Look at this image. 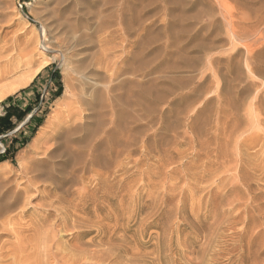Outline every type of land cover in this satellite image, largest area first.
Returning a JSON list of instances; mask_svg holds the SVG:
<instances>
[{"label":"rangeland","instance_id":"rangeland-1","mask_svg":"<svg viewBox=\"0 0 264 264\" xmlns=\"http://www.w3.org/2000/svg\"><path fill=\"white\" fill-rule=\"evenodd\" d=\"M49 2L0 0V91L38 71L0 102L32 108L0 136V198L27 193L10 216L19 227L0 228L2 254L11 228L41 225L55 249L82 244L105 264H264V0H73L91 40L70 61L58 41L43 48L58 35ZM98 222L101 235L73 229Z\"/></svg>","mask_w":264,"mask_h":264},{"label":"bare ground","instance_id":"bare-ground-1","mask_svg":"<svg viewBox=\"0 0 264 264\" xmlns=\"http://www.w3.org/2000/svg\"><path fill=\"white\" fill-rule=\"evenodd\" d=\"M72 3H73V0H50V2H49V4L47 3L46 5H45V12H47V25H46V27L47 28H49L50 29V31L51 32H55V33H57L58 35H57V37L54 39V38H52V37H48V38H45V40H44V42H43V48H45L46 50H53V45H54V43L56 42V41H58L59 42V49L58 50H56V52H57V55H60L63 59H66V57L67 56H69L70 55V53H71V51H73V49L74 48H76L77 46H79V45H82V44H84V43H88L91 39H90V34L87 32L90 28H84V29H80V28H78V27H75V25L73 24V22L71 21L72 20V16H73V11H74V9H73V11H72V8H71V5H72ZM123 3H124V1H123ZM122 3V4H123ZM105 5V4H104ZM107 5V4H106ZM147 5V4H146ZM107 7V6H106ZM100 10V9H99ZM103 10V9H102ZM44 11V10H43ZM104 11V10H103ZM91 12V11H90ZM115 12V11H114ZM95 13V12H94ZM124 13V12H123ZM90 15V14H89ZM92 15V14H91ZM103 14H101V16H102ZM123 15V14H122ZM161 15V14H160ZM149 18V17H148ZM233 18V17H232ZM122 19H123V17H122ZM231 19V18H230ZM109 20V19H108ZM236 20V19H235ZM113 21V20H112ZM232 21V20H231ZM237 21V20H236ZM106 22V21H105ZM121 22H124L123 20H121ZM116 23V22H115ZM119 23V22H118ZM109 24V23H108ZM138 26V25H137ZM158 26V25H157ZM107 28H109V29H111L110 28V26H107V27H105V25H104V23H103V19H102V17H98V20H97V24H96V26H95V30H97V31H103V30H105V29H107ZM108 29V30H109ZM120 29V28H119ZM236 29V28H235ZM122 30L123 31H125V29H123L122 28ZM122 30H121V32H122ZM238 30V29H237ZM111 31V30H110ZM115 31V30H114ZM138 31V30H137ZM233 31V30H232ZM104 33H106L105 31H103ZM107 32H109V31H107ZM113 32V31H112ZM46 33V32H45ZM114 33H116V31L114 32ZM126 33V32H125ZM139 33V32H138ZM236 34V33H235ZM109 35V34H108ZM111 35V34H110ZM115 35V34H114ZM54 36V35H53ZM234 37V36H233ZM236 37V36H235ZM155 38V37H154ZM101 39V38H100ZM101 42V41H100ZM93 43V42H92ZM96 43V42H95ZM42 45V44H41ZM93 45V44H92ZM151 45V44H150ZM167 45V44H166ZM112 46V45H111ZM55 48V47H54ZM73 54H74V52H72ZM75 55V54H74ZM76 56V55H75ZM120 56V55H119ZM155 56H157V55H155ZM70 57V56H69ZM69 57H67V58H69ZM71 57H73V56H71ZM77 57V56H76ZM206 57V56H205ZM153 58V57H152ZM155 58V57H154ZM69 61H70V58L68 59ZM134 60H135V58H134ZM156 60V59H155ZM124 61V60H123ZM66 63V62H65ZM153 63V62H152ZM155 63V62H154ZM170 63V62H169ZM47 64H48V62H47ZM126 64V63H125ZM73 65V64H72ZM77 67V66H76ZM80 67V66H79ZM82 68V67H81ZM93 68V67H92ZM114 68V67H113ZM80 69V68H79ZM83 70V69H82ZM140 70V69H139ZM139 70L136 68H134V67H132V68H130V69H128V70H126V72H122V73H124V74H122V75H124V76H126L127 74H129V72L131 73V75L133 74H135L137 71L139 72ZM164 71V70H163ZM70 72V71H69ZM83 73V72H82ZM37 74H38V71L37 72H35V74H32V75H30V76H28V77H23L21 80H19V81H17L16 83H14V84H12V85H10V86H8V87H6L5 89H3V90H1L0 91V102L8 95V94H11V93H14V92H16L18 89H19V87H21V86H26V85H29L35 78H36V76H37ZM76 75V74H75ZM116 75H117V73H116ZM109 76H110V74H109ZM117 76H121V75H117ZM110 78H111V76H110ZM117 78L119 79V77H116V78H114V79H116L117 80ZM121 78V77H120ZM129 79L130 78H128V79H125V80H128L129 81ZM120 80V79H119ZM123 82H125L126 83V81H124V79L122 80ZM130 81H131V79H130ZM115 82V81H114ZM113 82V83H114ZM13 83V82H12ZM89 83V82H88ZM119 83H121V81L119 82ZM68 84V83H67ZM71 85V84H70ZM98 85V84H97ZM106 85V84H105ZM104 85V86H105ZM117 86H119V85H117ZM70 88H71V86H69ZM67 85H66V93L68 92V88H69ZM98 87V86H97ZM74 88V87H73ZM95 88V87H94ZM110 88V87H109ZM108 88V89H109ZM117 88V87H116ZM116 88H115V90H116ZM72 89V88H71ZM83 89V88H82ZM85 89V88H84ZM111 89H112V86H111ZM113 89H114V86H113ZM73 90V89H72ZM94 90V89H93ZM92 90V91H93ZM98 90V91H97ZM96 91L97 92H99L100 90L99 89H97ZM104 90H107L106 88L104 89ZM127 90V89H126ZM75 91V90H74ZM73 91V92H74ZM91 91V90H90ZM95 91V92H96ZM103 91V90H102ZM70 92V91H69ZM94 92V91H93ZM95 92L93 93V94H95ZM96 92V93H97ZM130 92V91H129ZM135 92V91H134ZM65 93V94H66ZM105 93V92H104ZM109 93V92H108ZM110 93H114V92H110ZM70 94V93H69ZM87 94V93H86ZM85 93H84V90L83 91H81V93L80 94H78L77 96H78V100H77V104H79L80 105V107H81V113L82 112H85V110H83V108L84 109H87L88 110V106H90V102L88 101V96H86L85 97V95H86ZM89 94V93H88ZM87 94V95H88ZM99 94H101V93H99ZM98 94V95H99ZM74 95H76V93L74 94ZM67 96V95H66ZM112 96V95H111ZM111 96H109V97H111ZM90 97V96H89ZM102 97H103V95H102ZM114 97V96H113ZM91 98H94V97H91ZM91 98H89V99H91ZM96 99V98H95ZM97 99H101V98H98L97 97ZM104 99V98H103ZM99 102H100V100H99ZM93 103V102H92ZM94 104V103H93ZM92 104V105H93ZM91 107V106H90ZM92 108H93V106H92ZM80 110V108L78 109V111ZM90 110V109H89ZM93 110H95V109H93ZM78 111H76V112H78ZM92 111V110H91ZM80 112V111H79ZM93 112V111H92ZM91 112V113H92ZM86 113H87V111H86ZM80 114V113H79ZM78 115V114H77ZM81 115V114H80ZM83 115H84V113H83ZM90 115H94V114H90ZM90 115H88V116H90ZM87 116V115H86ZM90 119V118H89ZM71 120V119H70ZM72 121V120H71ZM77 121V120H76ZM75 122V121H74ZM73 123V122H72ZM74 124V123H73ZM73 124H71V126L73 125ZM81 124V123H80ZM85 125V124H84ZM86 126V125H85ZM70 128V127H69ZM69 128H68V130H69ZM72 130H69L70 131V133H72V134H70V135H72V137L74 136V135H76V134H78L79 132L80 133H84V132H81L80 130H82V131H84L82 128H84V126L82 127V126H80V125H73L72 126ZM89 129V128H88ZM68 136H69V134H68ZM83 138V137H82ZM86 138V137H85ZM39 138L37 137L36 138V143H37V140H38ZM68 139V138H67ZM75 143V142H82L81 141V139L80 138H72V139H70V142H72V141ZM82 140H84V139H82ZM35 143V144H36ZM76 144V143H75ZM70 145H71V143H70ZM91 153V152H90ZM64 154V153H63ZM88 157H90L89 156V154H88ZM76 160V159H75ZM79 162V161H78ZM78 162H77V160H76V163L78 164ZM79 164H81V161H80V163ZM107 165V164H106ZM41 172V171H40ZM36 182H37V180H36ZM83 184V183H82ZM27 188V190H28V187H26ZM21 188H19V189H16V190H10V189H8L6 192H5V194H4V196L2 197V198H0V217H2L1 218V220H3V221H0V228H4V230L5 231H7V229H9V227H13V226H16V225H18V227H19V224L21 223L20 221H22V220H20L19 221V224L18 223H15V220H17V218H19V217H15V215L14 216H12V217H10L11 216V214H13V212H15V210H17L18 209V212H19V209H20V207L18 208V204H19V201H21L20 200V197H21V194H22V191L24 190V189H22V190H20ZM84 190H85V188H84ZM25 191V190H24ZM23 191V192H24ZM82 191V190H81ZM21 193V194H20ZM25 193V192H24ZM26 194L27 193H25V196L24 197H26ZM24 202V201H23ZM23 202H21V203H23ZM29 202V201H28ZM28 202H24V204H25V206L27 205V203ZM52 204V203H51ZM20 205V204H19ZM71 205V204H70ZM53 206V205H52ZM79 206V205H78ZM99 206V205H98ZM84 207H86L85 205H84ZM53 208V207H52ZM97 209H96V211H98L99 210V208L98 207H96ZM84 209V208H83ZM58 210V209H57ZM84 211V210H83ZM17 212V211H16ZM45 212V211H44ZM43 212V213H44ZM47 212H49V210H47ZM60 212V211H59ZM67 212H69V211H67ZM82 212V211H81ZM22 213H23V215H26L27 213L26 212H23L22 211ZM21 213V214H22ZM58 213V212H57ZM63 213V212H62ZM61 213V214H62ZM85 213H86V211H85ZM16 214H20V212L19 213H16ZM51 214V213H50ZM60 214V213H59ZM70 214V213H69ZM43 215V214H42ZM46 215V214H45ZM22 216V215H21ZM71 216V215H70ZM5 218V219H4ZM43 218V217H42ZM57 219V218H56ZM5 220V221H4ZM19 220V219H18ZM42 220V219H41ZM47 220V219H46ZM45 220V221H46ZM55 220V219H54ZM53 220V221H54ZM45 221H44V223H45ZM18 222V221H17ZM38 222V221H37ZM40 222H42V221H40ZM102 222V221H101ZM22 224H24V223H22ZM32 224H34V223H32ZM31 224V225H32ZM40 224V223H39ZM102 223H99L98 222V224H96V225H92V226H88V225H73V229H75V228H81L82 229V227L83 228H87V229H92V228H95L96 230H97V233H98V235H101V234H103V233H105V231H107V225H104V224H102ZM24 225H26V224H24ZM30 225V224H29ZM36 224H34V226H35ZM43 225V224H42ZM21 226H23V225H21ZM45 226V225H44ZM50 226V225H49ZM57 226L59 227V225L57 224ZM30 227V226H29ZM40 227L41 228H39V226H38V228H35V229H33V225H32V228L31 229H29L28 227L26 228V229H17V228H11V232H14V234H16V239H15V241H17L18 240V242L16 243L15 241H13V242H15V244H13L12 246L10 245L9 247H12V250H11V254H7V251L8 250H6V248H4L5 249V251H6V254L7 255H5V254H2V252H1V249H0V252H1V254H2V256L3 255H5V256H3L2 258H3V260L5 259L4 257H7V256H14L13 257V262L11 263V264H105V262H107V261H110L109 259V255L107 254V255H105V254H103V253H101V254H99V252H97V251H87L86 249H84L85 248V246H83L82 247V244H80L79 246H74V247H72V248H70L69 250H66V248H65V250L64 251H62V250H59L58 249V247L56 248V249H58L57 251H55L56 249L52 246V245H50V243H49V238L47 239V235H50V233L49 234H46V231L47 230H44V229H42V226L40 225ZM6 228V229H5ZM24 228V227H23ZM44 228V227H43ZM70 229V228H69ZM109 230V229H108ZM8 231H10V230H8ZM30 231H32L33 232V234L32 235H30V237H23L22 236V234L24 233V232H30ZM0 232H3V231H0ZM49 232H51V231H49ZM55 232V231H54ZM61 232V231H60ZM77 232V231H76ZM7 233V232H6ZM9 233V232H8ZM25 234H27V233H25ZM81 234H90V233H81ZM3 235V234H2ZM7 235V234H6ZM13 235V234H12ZM11 235V236H12ZM57 235V234H56ZM78 235H80V233H78L77 234V237H78ZM98 235H97V237H98ZM51 236V235H50ZM4 236H2L1 238H3ZM76 237V236H75ZM55 239V238H54ZM94 239H96L95 237L90 241V243L91 244H93V243H95L94 242ZM51 241V240H50ZM53 241H56V240H53ZM0 242H1V240H0ZM97 242V241H96ZM56 245H57V243H55ZM55 244H54V246H55ZM84 245H89L88 243H85ZM0 247L1 248H3L2 247V245H0ZM56 247V246H55ZM59 247H62V245L60 246L59 245ZM68 247V246H67ZM53 248H54V250H53ZM9 249V248H8ZM92 250V249H91ZM96 250V249H95ZM54 251V252H53ZM101 251V250H100ZM110 251V249H107L106 250V252H109ZM104 252V251H103ZM0 254V255H1ZM109 256V257H108ZM1 257V256H0ZM131 259V258H130ZM3 260L1 259L0 261L3 263ZM9 261H11V260H9ZM8 261V262H9ZM5 262V261H4ZM6 263V262H5ZM7 264V263H6ZM10 264V263H9Z\"/></svg>","mask_w":264,"mask_h":264},{"label":"trees","instance_id":"trees-1","mask_svg":"<svg viewBox=\"0 0 264 264\" xmlns=\"http://www.w3.org/2000/svg\"><path fill=\"white\" fill-rule=\"evenodd\" d=\"M39 77V76H38ZM58 75L54 74L53 78H57ZM62 94V88L60 87L57 98ZM32 108L27 107L25 110L17 106H8L5 111V115L0 117V136L6 135L9 132L13 131L17 123L23 122L28 114L31 112ZM14 120L16 123H14Z\"/></svg>","mask_w":264,"mask_h":264},{"label":"built area","instance_id":"built-area-1","mask_svg":"<svg viewBox=\"0 0 264 264\" xmlns=\"http://www.w3.org/2000/svg\"><path fill=\"white\" fill-rule=\"evenodd\" d=\"M4 115H5L4 108H0V117H2ZM6 153H7V149L2 146V150L0 151V154H6Z\"/></svg>","mask_w":264,"mask_h":264},{"label":"crops","instance_id":"crops-1","mask_svg":"<svg viewBox=\"0 0 264 264\" xmlns=\"http://www.w3.org/2000/svg\"><path fill=\"white\" fill-rule=\"evenodd\" d=\"M9 106H17V107H19V108L22 109V107L20 105H15V103L13 105L12 104H9ZM23 108H25V106ZM23 110H25V109H23ZM14 123H16L15 120H14ZM30 124H31V121L30 120H26V122L24 123V126L25 127H29Z\"/></svg>","mask_w":264,"mask_h":264}]
</instances>
